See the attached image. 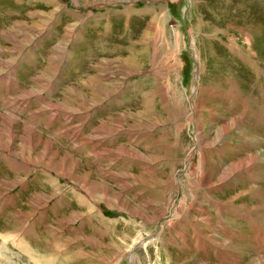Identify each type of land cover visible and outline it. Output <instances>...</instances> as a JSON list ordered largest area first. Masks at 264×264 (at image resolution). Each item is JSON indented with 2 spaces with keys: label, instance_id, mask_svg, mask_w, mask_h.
I'll use <instances>...</instances> for the list:
<instances>
[{
  "label": "rangeland",
  "instance_id": "1",
  "mask_svg": "<svg viewBox=\"0 0 264 264\" xmlns=\"http://www.w3.org/2000/svg\"><path fill=\"white\" fill-rule=\"evenodd\" d=\"M0 264H264V0H0Z\"/></svg>",
  "mask_w": 264,
  "mask_h": 264
},
{
  "label": "bare ground",
  "instance_id": "2",
  "mask_svg": "<svg viewBox=\"0 0 264 264\" xmlns=\"http://www.w3.org/2000/svg\"><path fill=\"white\" fill-rule=\"evenodd\" d=\"M131 57H132V56H131ZM131 61H132V58H131ZM48 181H49V180H48ZM49 182H50V181H49ZM7 199H8L9 201H11L12 196H8ZM7 202H8V201H7ZM3 204H4V202H3ZM32 206H33V205H32ZM80 206H81V205H80ZM32 213H33V210H32ZM33 216H34V215H33ZM34 217H35V216H34ZM34 217H33V218H34Z\"/></svg>",
  "mask_w": 264,
  "mask_h": 264
}]
</instances>
